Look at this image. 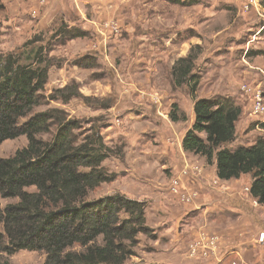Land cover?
Wrapping results in <instances>:
<instances>
[{
	"label": "rangeland",
	"instance_id": "obj_1",
	"mask_svg": "<svg viewBox=\"0 0 264 264\" xmlns=\"http://www.w3.org/2000/svg\"><path fill=\"white\" fill-rule=\"evenodd\" d=\"M180 1L186 6L167 0H0V53L21 50L38 37V46L47 48L52 64L42 95L47 98L56 90L78 87L79 97L68 104L46 103L35 113L59 108L82 121L85 129L105 126L102 136L116 155L101 167L117 178L95 188L89 199L118 193L146 204V226L152 231L138 237L137 255L129 263L239 264L230 259L243 249L248 255L237 261L260 264L264 209L250 195L232 193L228 199L231 209H240L239 216L211 212V207L205 213L166 192L178 177L191 190L197 180H208L225 191L250 189V175L222 181L215 160L209 163L206 157L185 152L182 141L195 122L196 99L216 96L231 97L242 108L236 139L227 149L253 146L264 136L256 127L262 119L253 114L252 96L241 91V87L261 91L264 99V55H259L264 53V0L249 9L247 0ZM63 24L89 35L59 44ZM189 56L194 81L187 78L186 85H178L173 68ZM173 106L176 122L169 118ZM26 146L25 137L7 141L0 146V159ZM167 151L179 166L183 162L176 176L164 167L170 160ZM17 201L0 197L2 208ZM243 216L249 227L238 225ZM252 238L263 247L247 243ZM194 244L198 249L192 255ZM0 258L10 264H44L46 255L20 251Z\"/></svg>",
	"mask_w": 264,
	"mask_h": 264
},
{
	"label": "trees",
	"instance_id": "obj_2",
	"mask_svg": "<svg viewBox=\"0 0 264 264\" xmlns=\"http://www.w3.org/2000/svg\"><path fill=\"white\" fill-rule=\"evenodd\" d=\"M59 30L64 35L59 44L89 35L64 24ZM39 42L36 37L21 50L0 53V146L27 139L26 147L0 159V197L18 200L5 208L0 204V257L28 251L44 253V264H142L129 261L137 255L138 237L152 231L146 226V204L118 193L89 199L95 188L117 178L101 167L116 155L102 136L105 126L85 129L82 121L59 108L35 113L46 103L68 104L79 97L78 87L42 95L52 64ZM193 70L191 56L178 62L173 68L176 84L194 81ZM195 91L193 87L192 95ZM170 114L178 121L177 106ZM194 114L183 150L209 163L215 160L222 181L250 175V195L264 205V136L250 147H225L236 139L241 106L231 97L196 99ZM256 127L264 131V123ZM77 247L81 251H73ZM0 264L10 263L0 258Z\"/></svg>",
	"mask_w": 264,
	"mask_h": 264
},
{
	"label": "crops",
	"instance_id": "obj_3",
	"mask_svg": "<svg viewBox=\"0 0 264 264\" xmlns=\"http://www.w3.org/2000/svg\"><path fill=\"white\" fill-rule=\"evenodd\" d=\"M169 139L171 140V138H169ZM170 140L167 139V142H165V144L167 146H168V143L170 142ZM166 154L169 156L170 160L167 161L168 163L164 167L167 168V171H170L172 174H174L176 176L179 173V169H181V167L183 165V162L180 160L182 162V164L179 166L177 158L174 160L171 157V153L169 151H167ZM184 154L185 153L183 152V156L181 157L182 160H184L183 158L186 157ZM206 173H207V171H206ZM208 175L209 174L207 173V175H205V177L208 176ZM196 182H197L196 187L195 188L193 186H191V187L194 188L193 190L197 191L198 198H197V200L195 202L191 203L188 206H191V207L196 206L197 207L196 209H198V208L199 209H205V213L207 211L209 212V210H210L209 207H211V212H217V211L224 212V213L228 212L231 215L233 214V215L242 216L241 213L238 212V210H240L239 208H236V207H235L236 209H234V208L231 209L230 208V207H232V206H230V204H233V202L228 200V199L231 197L232 193L238 195V197L242 196V195L243 196L250 195V189L249 188H248L249 192L248 191L246 192L245 188H241L238 191L237 190L225 191L224 189H221V187L218 188V187H215V186H211L210 182L208 180L207 181L205 180L204 183H202V181H200V180H197ZM168 193H170L169 189L166 192V196L168 195ZM251 198L253 200H255L252 196H251ZM246 200L252 205V202H251L250 199L247 198ZM185 205H187V204H185ZM262 206L260 208L264 209V207H262ZM227 219H228L227 217H224L222 220H227ZM240 221H241L240 222L241 224H238V225L244 226V227L245 226H248V227L250 226V224L248 223L249 222L248 218H246L245 216L240 217ZM223 222H225V221H223ZM232 230H230V231H232ZM261 232H264V231H261ZM238 233L239 232H237V234ZM231 236H232V234H231ZM247 243L254 245L255 248H258V247L262 248L263 247V246L261 247L260 244L257 243V240L255 238L254 239L252 238L251 240H248ZM239 252H240V256L239 255L232 256V258L230 259L232 262L236 261L237 263L241 264V262L237 261V260L240 259L241 257L244 258V257H246L248 255L246 253L244 254V250L243 249H240ZM249 254H251V253H249ZM257 255H258L257 256L258 263L264 264V254L261 252V253H259ZM242 263H244V262L242 261ZM227 264H229V263H227Z\"/></svg>",
	"mask_w": 264,
	"mask_h": 264
},
{
	"label": "built area",
	"instance_id": "obj_4",
	"mask_svg": "<svg viewBox=\"0 0 264 264\" xmlns=\"http://www.w3.org/2000/svg\"><path fill=\"white\" fill-rule=\"evenodd\" d=\"M253 5H257V0H247L245 7L249 9ZM241 91L244 92L247 96H252L253 98V114L260 117L262 119V123H264V99L262 97L261 91L251 92L249 89H245L241 87ZM251 92V93H250ZM184 176L188 174L185 170L182 172ZM170 193L176 197L181 203H193L196 201L198 197V193L195 190H191L186 184L183 182L182 177L174 178L172 184L169 189ZM216 239H213L211 245L214 246L216 243ZM264 239V235L262 236L260 242ZM198 244H194L191 246V253L195 255L197 253ZM235 264V263H234Z\"/></svg>",
	"mask_w": 264,
	"mask_h": 264
}]
</instances>
